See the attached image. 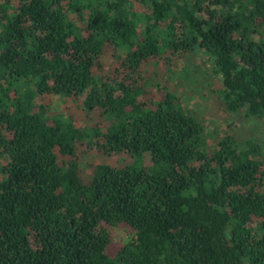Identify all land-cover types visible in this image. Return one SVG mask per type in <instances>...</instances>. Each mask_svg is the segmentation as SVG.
I'll return each mask as SVG.
<instances>
[{
  "label": "trees",
  "instance_id": "1",
  "mask_svg": "<svg viewBox=\"0 0 264 264\" xmlns=\"http://www.w3.org/2000/svg\"><path fill=\"white\" fill-rule=\"evenodd\" d=\"M196 52L219 80L209 141L164 89ZM50 95L88 122L50 114ZM250 117H264V0H0V264H264ZM91 150L126 157L82 166ZM118 223L130 239L109 255Z\"/></svg>",
  "mask_w": 264,
  "mask_h": 264
},
{
  "label": "rangeland",
  "instance_id": "2",
  "mask_svg": "<svg viewBox=\"0 0 264 264\" xmlns=\"http://www.w3.org/2000/svg\"><path fill=\"white\" fill-rule=\"evenodd\" d=\"M174 66H176V71L171 77L170 84H167L164 89L178 96L184 109L202 122L206 140L214 139L216 135L222 132V112L213 103L215 94L212 89L219 85L217 75L211 69L206 55L201 52L180 55ZM156 93L159 94L158 91ZM48 100L50 114L61 115L62 117L71 115L72 120L77 123L88 122L78 100L62 95H50ZM238 124L240 131L245 136L254 141L263 140L264 117L246 118ZM100 125H105V123H100ZM121 155L126 157L124 153ZM121 155L118 158H121ZM118 158L116 155H104L91 150L80 156V163L82 166L86 165L87 162L88 164L93 162L115 164ZM85 176L87 177V173ZM125 227L123 223H118L111 229L109 245L107 246L109 255L115 252L117 245L130 239Z\"/></svg>",
  "mask_w": 264,
  "mask_h": 264
}]
</instances>
